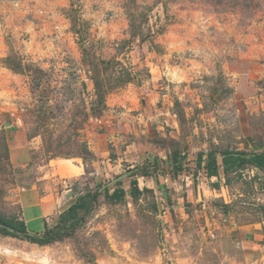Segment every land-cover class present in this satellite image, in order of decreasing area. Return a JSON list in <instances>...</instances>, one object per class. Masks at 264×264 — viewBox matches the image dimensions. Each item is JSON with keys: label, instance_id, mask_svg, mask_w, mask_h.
I'll return each instance as SVG.
<instances>
[{"label": "rangeland", "instance_id": "374dc122", "mask_svg": "<svg viewBox=\"0 0 264 264\" xmlns=\"http://www.w3.org/2000/svg\"><path fill=\"white\" fill-rule=\"evenodd\" d=\"M253 145L264 146V0H0V216L42 202L27 228L40 234L85 190L121 178L127 193L99 197L45 246L0 233V264H264V237L241 228L263 217L264 175L211 182L195 168L199 152ZM134 168L150 174L136 200Z\"/></svg>", "mask_w": 264, "mask_h": 264}, {"label": "trees", "instance_id": "16d2710c", "mask_svg": "<svg viewBox=\"0 0 264 264\" xmlns=\"http://www.w3.org/2000/svg\"><path fill=\"white\" fill-rule=\"evenodd\" d=\"M93 82L98 94V102L101 103L103 95L99 90L98 80L93 78ZM259 147L261 151L257 153L236 150H224L218 153L214 151H208L207 153L199 152L196 156L195 167L196 169H203L206 177L209 178L217 177L219 169L223 171L226 177L230 172L240 171L248 166L256 168L264 175V146ZM178 157L180 158L177 153H174L171 162H168L174 172L181 171L182 169ZM202 162H204L203 166ZM127 174V177H134L130 182L131 188L129 194L136 200L142 193L138 187L136 178L148 177L150 174H148L145 168H134L128 170ZM102 186L104 185H101L94 192L89 189L85 190L84 194L78 196L74 203L58 215L57 223L53 228H45L40 234L30 233L22 220L2 216H0V233L4 236H10L38 246H45L58 241L63 236L71 235V231L81 223L84 215L94 209L99 197H102L107 203H117L123 201L127 194L121 187V182L116 183L112 191H110L109 187H105V189L100 191ZM260 210L263 212L264 217V206H261Z\"/></svg>", "mask_w": 264, "mask_h": 264}, {"label": "crops", "instance_id": "0c3cea01", "mask_svg": "<svg viewBox=\"0 0 264 264\" xmlns=\"http://www.w3.org/2000/svg\"><path fill=\"white\" fill-rule=\"evenodd\" d=\"M15 126L14 125H11L10 128L8 129H5L3 135L5 137V142L7 145L6 148L9 152V157H8V161L14 166V167H23V165L25 166L24 164V161L26 162V156H25V148H22V146L19 144L21 141H20V133L19 132H16L13 130ZM261 151V148L257 145H253V147L251 148V153H257V152H260ZM204 162H202V166H203ZM78 168V167H77ZM196 168V167H195ZM251 168V172L255 171V173H257V175H263L259 170H257L256 168H253V167H250ZM57 169V172H59L60 168L59 166L56 168ZM199 170H202L203 171V176L206 177L205 175V172L203 169H199ZM72 171V170H71ZM61 173V172H60ZM66 174H70L69 171L67 170ZM223 175V171L221 169H219L218 171V176L217 177H206V179L210 180L211 182L215 180H218L221 179V176ZM264 179V178H263ZM71 199V197H70ZM261 205L264 206V200L263 202H261ZM35 207H38L37 210H35L36 212H31L34 213L32 215H29L27 217H25V212L23 214L24 218L20 219L24 222L26 228H29L28 226L29 225H37V223L39 221H42L43 220V215H44V210L45 208L43 207V203H39L37 204V206ZM61 213V212H60ZM59 213V214H60ZM27 219V220H26ZM57 223V220H55V224L56 225ZM244 232L247 233L248 235H252L255 237L259 236V237H264V217H261L260 221L258 222H254V223H251V224H248V225H245L243 227Z\"/></svg>", "mask_w": 264, "mask_h": 264}, {"label": "water", "instance_id": "95a60500", "mask_svg": "<svg viewBox=\"0 0 264 264\" xmlns=\"http://www.w3.org/2000/svg\"><path fill=\"white\" fill-rule=\"evenodd\" d=\"M8 126H10V125L8 124ZM125 177H126V175L124 176V178H125ZM120 179H121V178H117V179L113 180L112 182H110V183H108V184L102 186V187H101V190L105 189V187H109L110 185H113V184L118 183V182L120 181Z\"/></svg>", "mask_w": 264, "mask_h": 264}]
</instances>
